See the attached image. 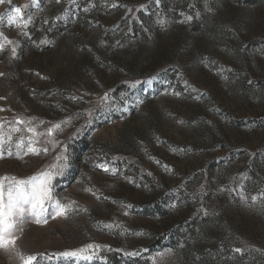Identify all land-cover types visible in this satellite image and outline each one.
<instances>
[{
	"label": "rangeland",
	"instance_id": "374dc122",
	"mask_svg": "<svg viewBox=\"0 0 264 264\" xmlns=\"http://www.w3.org/2000/svg\"><path fill=\"white\" fill-rule=\"evenodd\" d=\"M0 34V177L63 153L75 202L26 213L0 264H264V0H5Z\"/></svg>",
	"mask_w": 264,
	"mask_h": 264
},
{
	"label": "snow or ice",
	"instance_id": "6c2138e0",
	"mask_svg": "<svg viewBox=\"0 0 264 264\" xmlns=\"http://www.w3.org/2000/svg\"><path fill=\"white\" fill-rule=\"evenodd\" d=\"M0 3H5V0H0ZM10 3V0H9ZM37 0H31V6H36ZM29 5H23V8H28ZM25 15L22 12V8L20 6H16L14 8H10V13L8 16V23L12 24L20 20ZM187 19H191V17H187ZM30 20V18H29ZM29 21H24L23 26L26 27ZM158 23L163 25L165 21L163 19L158 20ZM26 35V33H25ZM0 39L6 40V37H3V34H0ZM11 43V41H8ZM41 43H48V41H41ZM4 45L0 44V50H3ZM12 56H16L15 48L12 49ZM3 75V73H0ZM108 98V93H105L102 100H106ZM17 123H25L24 121L17 119ZM41 123H44L41 121ZM67 123V121L63 122ZM3 128V124L0 123V129ZM61 124L57 123L52 125V127L47 129V135L51 137L54 133V130H60ZM13 132H19V128H12ZM28 132L33 133L34 136H42L43 133H38L35 128L29 127L27 128ZM13 142V137L11 135L5 138L2 131H0V158L4 155L5 145H8L9 151L8 155H13L11 150V144ZM51 142V141H50ZM55 143H59L58 141ZM37 141L33 140L31 137L27 139L25 142L24 138L15 140V149L16 155L20 156L21 153L23 155H27L29 153L34 155H40L41 153L47 155L49 152L48 147H37ZM26 149V151H25ZM66 151V149H64ZM67 157L63 155V153L59 154L55 158V162L45 166L40 171L35 173L32 176L27 178H17V177H0V248H15L16 242V231L18 229L19 224L22 222L25 214L31 212L33 216L36 217V223H41V217L48 211L46 208V203L51 204L52 211L55 212V217H67L68 213L72 210L73 202H69L68 204H63L58 200H55L53 193V185L52 181L56 176L62 174L63 169L67 166ZM99 167L104 168L105 171H108L107 165H99ZM111 171L115 172V169H111ZM85 191H91L90 189H85ZM257 197H252V200L255 201ZM174 206V205H173ZM131 207V205H129ZM54 217V218H55ZM46 222V220L44 221ZM108 227H112V225H108ZM93 247H99L94 245H86L85 248L66 251L64 253H60L58 255L69 258H83V259H91V256H82V253L85 252L86 249H90ZM235 251L240 252L241 249L237 248ZM138 253H128V255H137ZM22 257V264H32L35 260V256H27L26 258Z\"/></svg>",
	"mask_w": 264,
	"mask_h": 264
}]
</instances>
